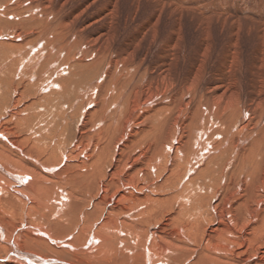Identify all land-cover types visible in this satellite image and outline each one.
<instances>
[{
    "label": "bare ground",
    "instance_id": "1",
    "mask_svg": "<svg viewBox=\"0 0 264 264\" xmlns=\"http://www.w3.org/2000/svg\"><path fill=\"white\" fill-rule=\"evenodd\" d=\"M191 1L0 0V264H264V75L180 71Z\"/></svg>",
    "mask_w": 264,
    "mask_h": 264
},
{
    "label": "rangeland",
    "instance_id": "2",
    "mask_svg": "<svg viewBox=\"0 0 264 264\" xmlns=\"http://www.w3.org/2000/svg\"><path fill=\"white\" fill-rule=\"evenodd\" d=\"M183 1L184 0H178V1L174 0V3L181 4L183 3ZM194 2H197V3L199 2V6H197L198 8L200 7L199 11H196V12L192 10L185 11L186 15H185V18L181 21L182 23L180 22V24L177 25L176 19L174 20L164 13L165 15L163 14L161 16V18L159 19L158 23L156 24L154 28V30L157 32L156 34H158L157 36L162 39L166 38L167 40L168 36L172 35L173 32L174 34H176L177 32V34L179 35V38L181 40L179 47L184 51V55H185V61H183L184 63L180 64V71L182 72L187 71V69L190 68L189 66H191V64L193 63L194 58L197 57L196 53H198L201 47V42L205 38L209 41L208 42L209 48H208V52L205 57H206L207 62H209V65L213 66L212 71H210V73L212 74L215 73L216 70L214 69L218 68L221 62L227 59L228 57L227 49L232 47L231 40L233 39V37H235L236 38L235 46L238 49L237 50L238 52V56H237L238 75L243 79L242 80L240 78L242 85L243 86L245 85L244 87L247 88L249 84H246V83H249L251 81L250 79L253 78L254 75L255 76L256 75L260 76V74L264 75V60H263L264 59V39H263L264 38V20L260 21V19H264V0H207V1L206 0H202V1L196 0ZM206 3H209V4H206ZM207 6H210V7H207ZM120 7H121L120 8L121 15L120 16L118 15L117 19H115L114 22H112L111 29H113V32L115 34V37H114L115 47H119L120 45L119 48H126V42H130L133 40L134 38L133 35L135 34V31H136L135 28L138 24L141 27L142 25L143 26L147 25V23L151 21V19L153 20L154 23H156V21H154V18L152 16L153 15L152 9L154 8L150 4H148L147 1H143V3H141L140 9L135 15L134 20L129 19L131 17L127 16V11L129 8L128 4H126L125 2H122L120 3ZM198 8L195 10H198ZM207 9L209 10L207 11ZM92 10L93 9H91L90 12ZM210 12L211 13L213 12L212 15H210V18L212 19L206 20V18L209 17ZM225 14H226L225 18L227 19L226 21H224V24H223L220 19L224 18L223 16H225ZM86 15L87 14H85V16ZM188 15H190L191 17ZM162 17H164V19ZM240 20H242V23ZM99 23L100 24H98V26L106 25V19L102 20ZM175 26H176V30H175ZM236 36L240 39H238ZM155 54L156 52L154 50L150 54V58H152ZM260 56H263L262 59H260ZM206 76L208 77V75ZM73 123L76 124L75 122ZM65 256L63 255L60 257L61 258L64 257L70 260L75 259L73 258L72 255H69V253H66Z\"/></svg>",
    "mask_w": 264,
    "mask_h": 264
}]
</instances>
